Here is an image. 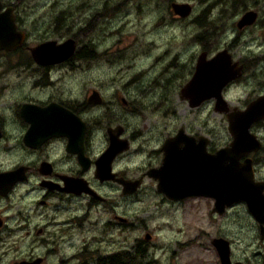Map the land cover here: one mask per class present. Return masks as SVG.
<instances>
[{"label": "flooded vegetation", "instance_id": "obj_1", "mask_svg": "<svg viewBox=\"0 0 264 264\" xmlns=\"http://www.w3.org/2000/svg\"><path fill=\"white\" fill-rule=\"evenodd\" d=\"M239 1L230 0L232 12H235L233 14L235 21L229 40L221 48H216L212 54V49L204 43V37L200 36V40L197 35V41L201 45V51L197 56L205 52L206 58H210L225 48L229 52L234 72L239 67V74L224 84L221 94L231 108L243 110L249 106L253 107L254 118L247 127L250 135L247 137L249 149L222 153L216 150L232 141L233 137L229 132L228 140L219 143L210 134L198 130L188 132L189 130L183 128L195 142L202 137L200 138L203 142L202 151L174 152L190 154L192 160L202 169L204 166L211 168L212 164L213 169L221 164L230 169L249 166L252 186L249 187L248 193L252 196L246 195V198L245 196L233 198L232 195L215 198L202 193L167 197L157 190V186L165 178L159 167L165 152H168L162 149L168 133L149 151H140L139 148L132 150L131 146L140 133L135 130L128 131L114 97L109 99L108 96H104V91L99 86L90 88L82 100L72 95L71 91L68 96L63 97V93L58 92L53 86L54 69L71 64L73 59L92 61L95 58L92 51L94 48L88 43L90 47L87 50L89 52H85V58H77L76 53L83 45L78 41V37H72L75 47L71 56L61 62H36L30 48L39 42L35 45L27 43L30 38L29 31L23 28L17 7L12 5L17 28L24 30L25 36L23 42L15 49L0 50V53L4 55L24 53L22 56L24 60L18 59L13 61L10 67L0 68V145H4L0 146V264H82L81 255L98 251L88 248L89 245L86 243L77 252L63 255L58 248L63 235L68 234L71 237L77 231V225L80 226L89 220L92 207H100L104 209L103 212L112 213L115 222H125L124 217L114 213L113 207L109 204L103 205L106 201L105 190L111 186L119 190L123 196H132L146 184L153 187L161 195V200L168 204L181 202L188 204L187 200H198L195 203L193 201L194 205L189 209L202 212L209 230L204 229L205 227L200 229L197 217L189 223L194 232L189 238L183 239L180 245L185 244L186 250L192 248L190 264H198L199 258L204 256L207 259H202L201 264H264V13L260 12V6L264 7V0H252L251 4L245 6ZM5 6L7 4H3V7ZM242 6L241 11L237 12ZM106 11L105 9L104 12ZM246 11L254 12V20L238 27L237 22ZM192 12L191 10L185 17L190 16ZM98 15L101 20L107 17L103 11ZM93 22L96 24V21L90 20L84 27L89 28L87 34L94 29ZM86 48L88 46L85 45ZM143 80H139L137 84L141 85ZM28 81L31 82V86L27 84ZM13 83L17 86L10 98H5L4 94ZM102 85L107 87V84ZM142 90L143 93L146 92L144 88ZM150 90L149 83L148 91ZM233 90L241 91L242 95H232ZM118 102L123 113L127 111L137 113L139 106L136 105V100H126L119 96ZM206 103L214 107L215 98L204 99L196 106ZM62 108L65 109L66 115L61 113ZM222 115L226 119L225 114ZM57 118L62 121L69 119L72 122L71 127L70 123L64 124V127L73 130L72 134L70 133L74 139L72 143L66 134H55L58 128ZM225 128L227 129V120ZM110 136L117 141V147L108 162L107 170L105 162L108 158L101 156L110 144ZM132 151L142 156L143 162L131 173L118 165L121 159ZM2 157H6L8 162H2ZM180 158L183 161V155ZM189 173L184 172L185 176L189 177L187 183L190 186L199 185V175H195V171L190 175ZM201 174L205 176L203 172ZM207 176L208 182H217L216 178H213L214 175L209 173ZM124 186L129 190L134 186L135 189L125 193ZM73 200L82 201L83 213L77 214ZM231 210L236 218V226L221 227L219 219ZM103 212L98 214L101 215ZM30 213L39 218L38 223L31 225ZM61 214L64 216L61 217ZM100 222L104 227L109 221L101 219ZM33 226L35 229H32ZM210 228L214 232H211ZM209 232L211 233L208 234ZM150 237L149 232H144V239ZM205 238L207 243L202 241ZM23 245L26 251L19 258L13 260L12 257H7L13 247ZM35 245L40 247L39 252H34ZM140 250L145 253L146 247L138 242L133 246V256L128 250L120 249L109 257L99 258L98 264L125 262L130 264L128 262L130 258L135 259ZM145 262L150 264L154 261Z\"/></svg>", "mask_w": 264, "mask_h": 264}, {"label": "rangeland", "instance_id": "obj_2", "mask_svg": "<svg viewBox=\"0 0 264 264\" xmlns=\"http://www.w3.org/2000/svg\"><path fill=\"white\" fill-rule=\"evenodd\" d=\"M3 1L7 5H17L20 22L30 34L27 40L29 45L45 39L58 42L78 37L82 40L83 34L89 31V28H83L90 20L96 21V24L93 22L94 29L88 32L87 38L83 37L94 48L92 51L95 58L92 61L73 59L71 64L55 68L53 86L63 93V97L68 96L71 91L79 100L95 86H99L104 91L103 95L109 99L114 97L128 131L135 130L140 133L131 146L132 150L139 148L140 151H149L163 135H172L179 127L189 130L188 132L198 130L210 134L219 143L228 140L226 119L222 113L214 111L213 106L207 103L190 107L187 99L180 97V88L190 77L196 56L201 51L197 35L202 29L196 26L200 12L206 9V19L214 31L204 42L212 49L213 54L216 48L225 45L234 28L235 12H232L230 0ZM171 1L188 2L193 12L187 17L178 14L176 15L179 17L174 16L175 13L170 7ZM239 2L245 6L251 4L252 0ZM100 11L107 16L103 20L98 15ZM260 12L264 13V7L260 6ZM62 13L64 18L58 17ZM23 54L0 53V68L10 67L18 59L24 60ZM139 80H143L141 85L137 84ZM27 84L31 86L30 81ZM102 84H107V87ZM16 86L13 83L4 97L10 98ZM231 94L241 96L242 92L233 90ZM119 96L126 100H136V105L139 106L137 113H123L118 104ZM5 158L2 157L1 160L7 163ZM142 162V156L132 151L121 159L118 166L132 173ZM105 192L106 201L103 205L109 204L113 207L114 213L124 217L125 222H115L112 213H105L100 207H92L89 220L77 225V231L71 237L68 234L63 235L58 246L61 254L77 252L87 243L88 248L98 252L88 251L89 253L81 255L80 263L98 264L99 258L109 257L120 249L128 250L132 255L133 246L140 242L146 247V252L140 250L135 259L130 258V264H146L145 261L149 260L154 261L150 264H190L192 248L186 250L185 244L180 245L183 239L189 238L194 232L189 223L197 217L200 229L205 227L204 229L209 230L202 212L189 209L198 200H187L188 204H168L148 184L132 196H123L111 186ZM73 202L77 214L83 213L82 201ZM99 212L103 214L99 215ZM30 214L31 225L38 223L39 218L34 213ZM101 219H108V225L102 227ZM235 219L231 210L219 219L220 226L235 227ZM144 232H149L151 237L144 239ZM206 239L202 241L207 243ZM25 251L24 245L15 246L7 257L15 260ZM39 251L40 247L35 245L34 252ZM202 259L207 257H200L198 264H201Z\"/></svg>", "mask_w": 264, "mask_h": 264}, {"label": "water", "instance_id": "obj_3", "mask_svg": "<svg viewBox=\"0 0 264 264\" xmlns=\"http://www.w3.org/2000/svg\"><path fill=\"white\" fill-rule=\"evenodd\" d=\"M170 7L175 14H178L181 17L188 15L191 11V5L188 2L171 1ZM254 16L255 14L253 11H246L239 18L237 26L241 27L245 24L253 22ZM24 36L25 31L17 28L12 5L3 7V1L0 0V50L9 51L15 49L23 42ZM74 47L75 42L72 38H66L65 40L59 42L50 39L41 41L31 47L30 52L33 59L38 63H55L61 62L71 56ZM233 72V64L231 63L230 55L227 49L224 48L217 51L210 58H206V53L201 52L197 56L191 77L180 88V97L183 99L187 98L190 107L198 105L204 99L211 97L215 98L213 109L216 112H222L225 114L227 120V130L233 137L229 144L216 150L222 153L224 151H227L228 153V151H247L249 149L247 147V137L250 135L247 132V127L249 122L254 118L252 115V106L243 110H236L229 107L227 102L222 97V87L229 80L239 74V67L234 73ZM61 113L66 115L65 109L62 108ZM60 118H57L58 123L56 124L58 128L55 130V134H66L70 139V143H72L74 140L71 135L73 130L71 128L64 127L66 122L68 124L70 123L69 126L72 125V122L69 119L62 121ZM200 138L198 142H195L194 138L185 133L182 127H179L172 136H168L162 145L163 151L168 152H165L162 164L159 167V170L163 171L165 178L162 180L161 184L157 186V190L163 192L167 197H183L190 194L201 193L204 195L214 196L215 198L218 196L226 197L227 195H232L233 198H243L244 196L246 198V195L252 196V194L248 193L249 187L252 186L250 184L251 171L249 166L239 169H230L228 166L221 164L218 168L216 167L213 169L212 164L211 168L204 166L202 169L200 165H197V163L192 160L190 154L185 152H174L202 151L201 148H203V142ZM115 141L116 140L110 136V144L105 150L106 152L101 156V158H108L107 162H105V168L107 170L109 169L108 162H110L117 147V141ZM182 155L183 161L181 160L182 158H180ZM194 171L196 173L195 175H199L200 184L190 186V184L186 181L189 177L185 176L184 172H190V175ZM202 172L205 174L204 177L201 174ZM209 173L212 176L214 175L213 178H216L217 182H208L207 174ZM109 174L112 175L111 173ZM196 182L197 181H195V183ZM226 182H229V184ZM134 189V186H132L130 190L126 189L125 186L123 187L125 193L131 192Z\"/></svg>", "mask_w": 264, "mask_h": 264}, {"label": "trees", "instance_id": "obj_4", "mask_svg": "<svg viewBox=\"0 0 264 264\" xmlns=\"http://www.w3.org/2000/svg\"><path fill=\"white\" fill-rule=\"evenodd\" d=\"M17 7V5H15ZM205 13H206V9H203L198 18H197V26L200 27L202 30L201 32L199 33L198 37L202 36L204 37V42L206 39H208L209 36H212L214 31H213V28H212V25H210V22L206 19V16H205ZM58 17H62L64 18L63 16V13L61 15H59ZM68 26V24H67ZM83 29H86V28H83ZM86 33L83 34L82 36V40L79 38L78 41L79 42H82V47L79 48V51L76 53V57L77 58H85V52H89L87 51L90 47V44H86V42L83 40V37H86ZM200 40H201V37H200ZM202 42H203V38H202ZM85 45L88 46V48L85 49ZM92 47V46H91Z\"/></svg>", "mask_w": 264, "mask_h": 264}, {"label": "bare ground", "instance_id": "obj_5", "mask_svg": "<svg viewBox=\"0 0 264 264\" xmlns=\"http://www.w3.org/2000/svg\"><path fill=\"white\" fill-rule=\"evenodd\" d=\"M83 34V33H82ZM92 34V33H91Z\"/></svg>", "mask_w": 264, "mask_h": 264}]
</instances>
